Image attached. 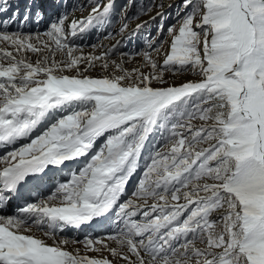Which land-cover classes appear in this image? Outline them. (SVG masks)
I'll list each match as a JSON object with an SVG mask.
<instances>
[{"label": "snow or ice", "instance_id": "obj_1", "mask_svg": "<svg viewBox=\"0 0 264 264\" xmlns=\"http://www.w3.org/2000/svg\"><path fill=\"white\" fill-rule=\"evenodd\" d=\"M164 7L0 0V264H264V0Z\"/></svg>", "mask_w": 264, "mask_h": 264}, {"label": "rangeland", "instance_id": "obj_2", "mask_svg": "<svg viewBox=\"0 0 264 264\" xmlns=\"http://www.w3.org/2000/svg\"><path fill=\"white\" fill-rule=\"evenodd\" d=\"M77 2V0H70L69 3L73 4ZM127 2V0H115V10L113 12V16L112 19L113 21H115L116 19V13L119 11L120 7L122 5H124ZM140 2L142 3H147V0H140ZM157 2H159V0H157ZM164 2V9L163 11L165 12V28L169 25V24H173L175 23L176 20V11H177V7L182 3V0H163ZM26 3V2H25ZM20 6V12L21 15H23V11H24V5ZM171 4L172 7L169 8L168 5ZM134 11V10H133ZM79 11H77L76 13H78ZM87 13V11H85ZM156 12L157 9H153L149 14L147 15H143L141 16L139 19L133 20L129 23V31H132L135 29L137 24H143L145 21H148V23L142 27L140 29L139 35H137L132 41H128L126 44L122 43L120 45V49L121 51H124L126 49H131L134 46L136 48L142 47L143 46V40L142 37L144 36L145 33L147 32H151L153 35L156 34V29L158 24L160 23V18L157 17L156 20H152L151 17L152 16H156ZM75 13V14H76ZM131 14V12H130ZM115 28L118 29L120 27L119 23H115ZM91 33H93V35L97 36L95 38V41H88L87 43H101L103 44L105 47H110L112 44H114L116 41L115 40H99L98 37H102L105 33L103 30H101L99 33L97 32V29L95 27H93L92 29H90ZM117 39H120V37H117ZM165 48L168 47L167 44L164 45ZM103 49H96L95 50V54H99L100 51H102ZM94 50L90 47H85L84 48V53L85 54H89V53H93ZM35 57V56H34ZM36 58V57H35ZM33 59V58H32ZM112 59H116L119 60V56H113ZM164 59L163 55H160L158 57V61L162 63ZM33 61H35V59H33ZM139 63V58H134L132 60H130L128 63L125 64V67L128 69H132L133 67H136ZM83 67V65L81 66ZM145 71H148V69H145ZM72 74V73H69ZM88 75H91L93 77H97L100 75H103V72L100 68L99 63H97L96 67H94L90 72L87 73ZM165 79L168 80L170 83L175 82L177 84L183 82L184 80L187 79H193V77L190 74H184V75H170V74H165ZM153 86H157V85H153ZM155 139V137H152L149 141V145L148 147L150 148L152 141ZM103 143V140H99L98 144ZM60 175V174H59ZM58 175V177H59ZM135 184V177L134 180L132 181L131 186L128 188V191L131 192L133 186ZM81 234V233H80ZM79 234V235H80ZM63 236H73V233L67 232L65 231L64 233H62ZM74 247H79V245H74ZM90 255H92V253H89Z\"/></svg>", "mask_w": 264, "mask_h": 264}, {"label": "bare ground", "instance_id": "obj_3", "mask_svg": "<svg viewBox=\"0 0 264 264\" xmlns=\"http://www.w3.org/2000/svg\"><path fill=\"white\" fill-rule=\"evenodd\" d=\"M17 1H18V0H17ZM69 1H70V0H69ZM22 2H23V1L18 2L19 5H21ZM69 4H70V3H69ZM87 14H88V13H86V12H83V13L78 12V13L75 14V16H76V18L79 19L82 15H83V16H87ZM42 24H43V22H41V23L39 24L38 27L40 28V27L42 26ZM32 58H33V59H36L34 56H32ZM66 231H67V232H70V233H73V236H79V234H80V233H76L74 230H66Z\"/></svg>", "mask_w": 264, "mask_h": 264}]
</instances>
